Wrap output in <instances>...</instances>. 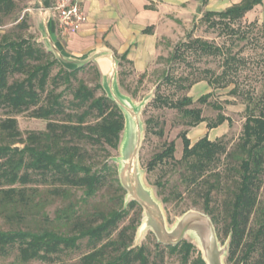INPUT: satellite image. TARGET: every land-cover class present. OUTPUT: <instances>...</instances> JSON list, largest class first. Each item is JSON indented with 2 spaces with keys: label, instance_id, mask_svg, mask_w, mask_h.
<instances>
[{
  "label": "trees",
  "instance_id": "16d2710c",
  "mask_svg": "<svg viewBox=\"0 0 264 264\" xmlns=\"http://www.w3.org/2000/svg\"><path fill=\"white\" fill-rule=\"evenodd\" d=\"M20 1L0 0V23L14 13ZM198 1L202 6L207 3ZM262 2L241 0L222 12H204L202 19L210 29L223 26L234 33L231 25L244 20L246 13ZM28 27L22 18L14 30L26 32ZM260 27L264 37V20ZM151 31L147 28L144 32ZM12 32L0 34V221L9 225L8 230L0 229V257L14 256L21 264L52 263L67 251H78L85 241L89 250L76 264H165L166 253H179L185 264L190 251L195 250L188 242L170 247L157 244L154 250L134 246L140 212L135 211L120 228L129 210L138 205L130 201L128 209L123 208L125 190L108 162L124 129L120 108L109 97L96 96L100 84L90 88L78 79L82 67L64 68L60 64L63 69L51 78L53 67L60 63L52 52ZM186 53L220 59L221 73L206 70L212 76L207 83L217 87L234 83L231 94L244 98V123L233 144L225 137L210 140L207 135L192 144L187 130L205 122L202 110L192 107L194 101L188 96L175 101L156 96L155 107L177 111L187 129L179 134L181 158H174L173 141L165 143L146 163V173L163 164L179 168L180 183L192 205L210 217L217 234L229 240L226 264H264V80H259L263 86L257 96L239 89L238 71L245 61L224 46L191 36L175 46L168 62L184 63ZM185 79L169 73L163 76L166 83L175 85ZM191 82L179 87L187 90ZM62 84L66 88L58 92ZM66 91L70 98H65ZM209 98L210 94H205L196 103L205 105ZM212 107L221 112L220 106ZM26 112L46 125L43 131L29 132L22 138L15 116ZM225 122L231 125V120L219 113L206 128L216 129ZM151 123L150 119L145 121L146 134L162 137L163 130L154 131ZM18 144L21 147L15 148ZM154 185L167 204L164 185ZM104 191L109 196L107 209L88 212L89 202ZM57 201L64 205L55 210L51 220L44 210ZM32 211L41 217L42 228L34 232L11 228ZM192 264H205L201 253Z\"/></svg>",
  "mask_w": 264,
  "mask_h": 264
},
{
  "label": "rangeland",
  "instance_id": "374dc122",
  "mask_svg": "<svg viewBox=\"0 0 264 264\" xmlns=\"http://www.w3.org/2000/svg\"><path fill=\"white\" fill-rule=\"evenodd\" d=\"M20 9V5H17L14 13L0 23V34L13 31V36L15 35L26 38L45 50L41 44L36 42L34 36L28 33V30L26 32H18L14 30L15 22L21 19ZM202 15L203 14L182 16L178 18L179 21H176V23L167 24V37L161 38L160 40V57H158L156 63L151 66L148 71L143 74H135L132 70V66L125 61L118 66V82L119 85L121 84L120 86H123L122 91L134 101V106H136V108H140L139 121L142 125V136L137 152L139 174H141L144 187L152 192L154 201L162 210L168 229H172L176 221L189 211L203 212H201L198 207H194L191 198L184 193V187L180 183L179 168H173L171 165L163 164L157 167L152 173H146V163L154 154L160 152L164 148L163 145L165 143L173 141L175 144L174 158L176 160L181 158L182 143L179 134L187 129L182 125L180 114L177 113V111L156 108V104L153 103L155 97L163 96L175 101L182 96H188L194 101L192 107L200 108L202 110V117L205 119V122L187 130V137L192 144L205 135H207L210 140L225 137L226 141L233 144L240 134L245 115L244 98L231 94V91L235 86L234 83H230L226 87H217L218 85H209L207 83L208 80H212V76L207 73L206 70L213 71L217 75L221 73L222 68L220 67V59L206 56L197 57L193 54L186 53V60L184 63L180 62L172 64L168 62V59L175 46L180 42L188 41V36L207 40L218 46H224V48L230 50L231 54H234L237 58L245 61V65H241L238 71L237 82L241 83L239 89H243L244 91L249 90L250 93H253L256 96L259 95L263 86V83L259 82V80H264V37L261 36L260 27L264 20V15L258 13L255 14L254 17L245 18L240 22L234 23L231 25L234 33H229L223 26L210 29L208 23L202 19ZM243 35V38L245 39L240 40L239 37H242ZM52 54L53 57L58 60L56 55H54V53ZM60 64L65 68L61 62L57 63L52 69L51 78L63 69ZM81 67L82 69L78 73V79L84 81L90 88H94L100 84L101 89L96 91V96H107L105 89L102 87L101 75L98 67L93 64H86ZM165 73H169L176 78H186L185 80L187 81L184 80L178 82L177 85L174 83H166L163 80ZM189 81H193L191 82V87L187 90H182L180 87H187ZM49 83L48 90L50 89ZM65 88L66 85L62 84L58 92L64 91ZM205 94H210L208 100L209 103L205 105L196 103L197 99ZM64 95L65 98H70L68 91H66ZM212 105L220 106L221 112L214 110ZM219 113L228 117L231 120V125L225 122L223 124L224 127H220L217 131L208 130L206 128L207 123L214 122ZM0 117H3L2 111H0ZM15 118L17 120L18 129L22 134V138H25L29 132L43 131L46 125V122L43 120L30 118L28 112L17 115ZM148 119L152 120L151 129L154 131H157L158 129L163 130L164 134L162 137L153 134H146L145 121ZM123 136L124 133L121 135V142L119 143L117 150L110 151L111 157L108 161L109 164L116 169L118 180L120 178L118 170L120 168V148H122ZM20 147L21 145L19 144L15 145V148ZM156 182H161L165 187L163 194L165 198H169L168 203L165 205L162 202L161 197L157 195L158 189L154 185ZM180 195H182L181 198ZM79 196L80 193L78 192L76 197L79 198ZM108 198L109 196L105 191L100 192L95 200L89 202L86 210L88 212H93L95 209L106 210L108 206ZM130 201L127 192L125 191L123 208L127 210L128 208L126 205ZM63 205L64 204H61L58 201L54 202L45 208V214L52 220L55 215V210ZM135 211L140 212L141 214V225L143 220V209L140 205H137L136 209L129 210V215L120 224V228L128 224ZM42 226L43 221L41 217L35 211H32V213H29L26 216V219L23 222L18 224L14 223L11 228L34 232L42 228ZM8 228L9 225L0 221V229L8 230ZM137 231L134 238V246L138 247L144 245L150 250H154V247L157 244L166 247L158 242L155 234L150 228H146L139 235V238H137ZM216 237L221 248L225 244H228V238H224L217 233ZM182 241L192 244L195 249L194 251H190L187 262L185 263L192 264L196 259L197 254L200 253V249L195 240L188 235L185 236ZM88 250L85 241H83L78 251H67L58 257H55L52 263L30 262L28 264H76L80 257L88 252ZM225 259L226 256L224 258V264H226ZM0 264L21 263H19L14 256H10L6 258L0 257ZM165 264H183L181 261V255L179 253H166Z\"/></svg>",
  "mask_w": 264,
  "mask_h": 264
},
{
  "label": "crops",
  "instance_id": "0c3cea01",
  "mask_svg": "<svg viewBox=\"0 0 264 264\" xmlns=\"http://www.w3.org/2000/svg\"><path fill=\"white\" fill-rule=\"evenodd\" d=\"M240 2L207 0L202 6L198 0H83L88 20L77 33L69 35H62L57 28L55 13L51 10L53 0H22L16 3V8L20 5V18L26 19L28 33L46 51L54 53L65 67L76 68L87 63L96 65L102 87L111 78L113 58L117 64L114 91L130 99L118 82L120 63L125 61L135 74H143L160 57V40L167 37V24L176 23L182 16L222 12ZM149 5L154 8L146 9ZM258 13L264 15V0L247 12L245 18ZM147 28H152V31L145 33ZM130 101L134 105V101ZM220 127L224 125L212 131Z\"/></svg>",
  "mask_w": 264,
  "mask_h": 264
},
{
  "label": "water",
  "instance_id": "95a60500",
  "mask_svg": "<svg viewBox=\"0 0 264 264\" xmlns=\"http://www.w3.org/2000/svg\"><path fill=\"white\" fill-rule=\"evenodd\" d=\"M112 59L111 78L104 82V89L112 101L120 108L124 116L125 131L120 148L119 183L127 192L131 201L143 209V220L137 231V238L150 228L159 243L166 247L175 246L188 235L197 243L205 264H224L228 244L219 246L216 230L210 218L200 212L189 211L178 219L172 229H168L159 205L154 201L152 192L144 187L138 170L137 152L142 136V125L139 121L140 108H136L130 99L114 91L117 64ZM88 64V63H87ZM86 64H80L78 67Z\"/></svg>",
  "mask_w": 264,
  "mask_h": 264
},
{
  "label": "built area",
  "instance_id": "2783aa9c",
  "mask_svg": "<svg viewBox=\"0 0 264 264\" xmlns=\"http://www.w3.org/2000/svg\"><path fill=\"white\" fill-rule=\"evenodd\" d=\"M51 10L62 35L77 33L88 20L83 0H53Z\"/></svg>",
  "mask_w": 264,
  "mask_h": 264
}]
</instances>
